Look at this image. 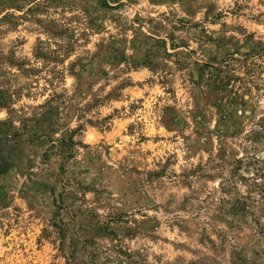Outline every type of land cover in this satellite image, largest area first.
Listing matches in <instances>:
<instances>
[{
  "label": "rangeland",
  "instance_id": "1",
  "mask_svg": "<svg viewBox=\"0 0 264 264\" xmlns=\"http://www.w3.org/2000/svg\"><path fill=\"white\" fill-rule=\"evenodd\" d=\"M0 264H264V0H0Z\"/></svg>",
  "mask_w": 264,
  "mask_h": 264
}]
</instances>
